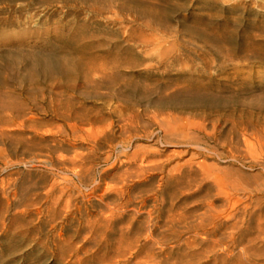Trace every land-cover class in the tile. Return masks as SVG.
<instances>
[{
	"label": "rangeland",
	"instance_id": "rangeland-1",
	"mask_svg": "<svg viewBox=\"0 0 264 264\" xmlns=\"http://www.w3.org/2000/svg\"><path fill=\"white\" fill-rule=\"evenodd\" d=\"M26 3L0 1V19L25 7L24 14H14L20 24L0 26V51L21 42L34 51L54 50L68 6L56 0ZM218 10L216 21L238 10L246 19L248 12L264 14V0H188L186 10L173 14L172 30L155 27L156 40L147 53L158 58L180 50L179 45H201L183 33L182 22ZM25 15L34 17L26 22ZM106 15L115 17L117 8ZM131 24L125 22L127 30ZM8 62L0 55V90L22 112L5 111L6 123L0 118V264H264L262 128L241 130L214 117L190 116L202 130L192 129L187 138L158 133V139L155 123L140 113L146 102L126 92L123 80L118 78L112 89H99L96 96H84L67 92L56 78L48 80L49 73L58 76L56 70L30 68L16 56L14 64ZM47 84L51 91L39 90ZM67 107L103 117V127L111 125L98 135L102 124H80L57 114ZM135 114L141 116L136 127L125 130L123 116ZM130 135L133 145L154 151L141 167L124 156L115 159L118 144ZM193 136L207 150L196 148ZM107 156L112 158L106 161ZM189 159L214 165L219 179L237 182V190L227 186L230 203L216 194L202 169H176ZM82 166L80 179L73 172ZM63 176L70 180L66 192L51 191ZM93 183L100 185L94 192ZM121 184L122 197L104 190Z\"/></svg>",
	"mask_w": 264,
	"mask_h": 264
},
{
	"label": "bare ground",
	"instance_id": "bare-ground-1",
	"mask_svg": "<svg viewBox=\"0 0 264 264\" xmlns=\"http://www.w3.org/2000/svg\"><path fill=\"white\" fill-rule=\"evenodd\" d=\"M25 1L26 6L30 7L35 2L50 3L54 0ZM56 1L68 7L62 13L61 22L66 20L63 25L65 27L57 31L59 38L57 43H53L54 50L46 53L42 50L34 51L22 42L9 46L0 51V55L8 57L9 66L14 64L16 56L21 57L30 68L40 66L48 72L56 70L58 76L49 73L48 80L56 78L61 82L57 84L67 92L78 91L84 96H96V91L102 88L112 89L119 78L123 80L122 85L126 92L146 102V107L140 113L155 123L158 139L187 138L191 137L189 131L192 129L202 130L201 125L189 119L190 116L214 117L230 122L235 129L264 130V14L248 12L250 17L245 19L238 10L236 15L216 21V15L221 9L202 18L196 17L190 22H182L183 33L202 42L201 45H179L180 50L157 58L147 53V48L156 40L152 32L155 27L168 32L172 30L169 24L173 14L186 10L188 0ZM113 7L117 8V15L113 18L107 17L106 14ZM11 10L7 17L0 19V26L21 23L19 15L24 14L25 7ZM15 13L19 15L16 16ZM33 17L25 15L23 18L29 22ZM129 21L133 24L127 30L125 22ZM116 37L120 39H111ZM228 59L237 62L226 65ZM178 65L181 67L176 70L175 66ZM122 70L127 75H122ZM51 86L52 84H47L44 85L45 89L41 87L39 90L51 91ZM29 94L27 89L25 96L29 97ZM6 98V94L0 90V118L3 123L7 122L3 118L5 111L15 112L17 115L22 112L19 106ZM126 110L133 109L128 106ZM57 114L62 117L68 115L80 124H102L97 129L98 135L106 133L111 125L108 123L107 127H103V117L89 116L72 107H67L65 113ZM120 115L123 113L120 112ZM140 117V114L123 116L122 126L125 130L135 128L134 124ZM158 133L161 134L160 137L157 136ZM131 136L127 141L118 144L119 151L115 159L118 162L121 160L120 156H124L127 163L139 164L141 167L144 159L154 155V151L148 146L133 145ZM194 137V146L205 150L197 142L198 137ZM150 141L155 143L156 139L152 138ZM165 142L168 143L167 140ZM79 158L74 163L82 160ZM111 158L107 156L105 160ZM183 166L194 170L202 169L204 179H211L215 184L216 194L225 203H230L231 194L227 186L231 190H237L236 181L229 178L219 179L216 167L204 162L189 159L176 169ZM84 170L82 166L78 172L73 173L82 179ZM69 182V178L63 176L51 184L50 190L65 193ZM91 188L94 192L100 185L93 183ZM104 190L113 192L117 198L125 194L122 184L108 185Z\"/></svg>",
	"mask_w": 264,
	"mask_h": 264
}]
</instances>
